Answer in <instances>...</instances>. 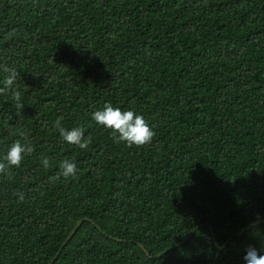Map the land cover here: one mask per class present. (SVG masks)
<instances>
[{
	"label": "trees",
	"instance_id": "1",
	"mask_svg": "<svg viewBox=\"0 0 264 264\" xmlns=\"http://www.w3.org/2000/svg\"><path fill=\"white\" fill-rule=\"evenodd\" d=\"M0 66L23 105L0 94V158L34 149L0 174V264L264 255V0H0ZM105 103L151 142L116 143L92 119ZM65 158L78 171L53 182Z\"/></svg>",
	"mask_w": 264,
	"mask_h": 264
},
{
	"label": "clouds",
	"instance_id": "2",
	"mask_svg": "<svg viewBox=\"0 0 264 264\" xmlns=\"http://www.w3.org/2000/svg\"><path fill=\"white\" fill-rule=\"evenodd\" d=\"M3 72L7 75L3 80V87L0 88V94L9 93L12 98L17 101L16 107H23L20 101V92L14 88V83L17 80L18 72L7 66H0ZM92 119L100 126L111 130L112 138L116 143H125L128 147L144 146L151 142L155 132L148 125L142 115H138L134 110L122 111L119 107H114L111 103H105L102 110H97L92 114ZM63 117L57 118L54 122L55 129L60 136L69 144L78 146L80 149H87L92 142L91 136L85 137L82 128L76 127L72 130H67L62 126ZM27 140V137H25ZM34 151L30 142L21 143L16 140L9 149L6 155L0 158V174L11 175L10 168L20 167L24 155H31ZM42 165L47 168L49 166V158L43 157ZM60 171L56 176L50 177L53 182L61 177L67 179L74 177L78 171L77 166L70 159L65 158L61 161ZM23 200V195H20ZM245 264H264V255H261L253 246L246 249L244 256Z\"/></svg>",
	"mask_w": 264,
	"mask_h": 264
},
{
	"label": "water",
	"instance_id": "3",
	"mask_svg": "<svg viewBox=\"0 0 264 264\" xmlns=\"http://www.w3.org/2000/svg\"><path fill=\"white\" fill-rule=\"evenodd\" d=\"M79 225H80V223H79ZM79 225H78V226H79ZM73 234H74V231L72 232V235H73ZM55 260H56V258L53 260V262H54Z\"/></svg>",
	"mask_w": 264,
	"mask_h": 264
}]
</instances>
